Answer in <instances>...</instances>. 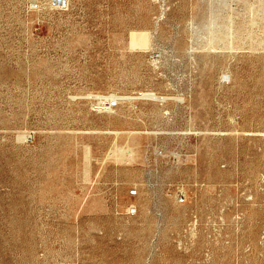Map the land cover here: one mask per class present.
I'll use <instances>...</instances> for the list:
<instances>
[{
    "label": "rangeland",
    "instance_id": "374dc122",
    "mask_svg": "<svg viewBox=\"0 0 264 264\" xmlns=\"http://www.w3.org/2000/svg\"><path fill=\"white\" fill-rule=\"evenodd\" d=\"M0 264H264V0H0Z\"/></svg>",
    "mask_w": 264,
    "mask_h": 264
},
{
    "label": "bare ground",
    "instance_id": "6f19581e",
    "mask_svg": "<svg viewBox=\"0 0 264 264\" xmlns=\"http://www.w3.org/2000/svg\"><path fill=\"white\" fill-rule=\"evenodd\" d=\"M129 68V67H128ZM155 94H156V92L154 93V96H155ZM145 95H146V93H145ZM149 95L151 96V95H153V94H150L149 93ZM148 95V96H149ZM158 96V95H157ZM163 96V95H162ZM162 96H160V97H162ZM119 97V96H118ZM146 97V96H145ZM156 97V96H155ZM150 98V97H149ZM152 98H154V97H152ZM129 99V98H128ZM156 99V98H155ZM163 99V98H162ZM158 100H161V99H158ZM111 101V100H110ZM106 105H107V107L108 108H112V103L111 102H109V101H106V103H105ZM121 105V104H120Z\"/></svg>",
    "mask_w": 264,
    "mask_h": 264
},
{
    "label": "built area",
    "instance_id": "2783aa9c",
    "mask_svg": "<svg viewBox=\"0 0 264 264\" xmlns=\"http://www.w3.org/2000/svg\"><path fill=\"white\" fill-rule=\"evenodd\" d=\"M112 105H116V102L114 101V102H112Z\"/></svg>",
    "mask_w": 264,
    "mask_h": 264
}]
</instances>
